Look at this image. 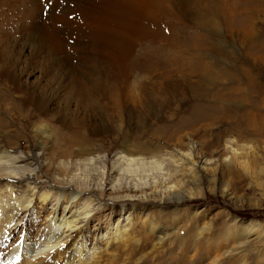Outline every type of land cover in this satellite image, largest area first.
Listing matches in <instances>:
<instances>
[{
	"label": "rangeland",
	"instance_id": "rangeland-1",
	"mask_svg": "<svg viewBox=\"0 0 264 264\" xmlns=\"http://www.w3.org/2000/svg\"><path fill=\"white\" fill-rule=\"evenodd\" d=\"M224 2L233 9L229 12L232 18H264L262 11L257 14L264 0ZM224 13L221 0H0V153L30 156L32 168L37 169L36 173L44 181L38 183L44 184L47 180L52 186H46L45 190H50L51 199H56V185L71 176L58 167L63 160L71 161L58 154L61 143L69 138L84 141L89 127L84 125V120L101 113L97 106L88 107L84 103L89 100L84 97L85 86H93L95 82L104 90L113 88L125 80L123 69L126 67L141 63L162 67L181 49L199 50L202 61L214 66L248 64L245 49L238 47L242 34L230 33L225 28ZM58 35L64 49H59L53 41ZM119 35L129 39L124 47L130 51L117 48ZM231 53L235 56H231L234 60L230 61ZM183 57L187 59L179 56L184 60ZM92 66L97 68V74L89 68ZM263 70L257 72L263 75L260 81L264 84ZM146 76L138 73L134 77L151 89L161 86L162 76H155L158 82ZM134 77H130L129 82L137 91ZM40 102L49 105L40 110L46 113L37 117ZM232 103H228L225 106L228 110L222 113L225 120L213 124L207 133L200 132L190 143L179 144L176 140L178 135L185 136L190 131L172 130L170 127L179 122L176 120L151 122L141 136L140 142L145 143L147 149L157 150L156 159L164 164L167 174L166 184H177L176 194L182 198L189 196L183 203L159 196L158 186L164 178L158 174L161 170L153 166L138 175L148 183L144 193L150 196L152 189H158V198L137 205V211L130 210L132 216L122 208L131 203L113 201L115 194H119L113 192L114 184L120 179L111 172L114 153L123 142L127 150L136 149V122H132L126 132H120L116 124L111 126L108 138L113 143L111 150L97 137H91V142L84 141L82 145L88 150L95 149L94 157L104 160L99 161L95 177L91 178V185L96 188L94 195L102 197V206L99 209L100 205L96 206L95 211L100 213L87 230L90 244L94 239L93 225L98 223L104 234L107 229L113 231L117 224L120 227L129 217V223L131 221L145 239L143 251L133 259L142 255L154 257L159 253L161 261L186 259V264H264V136L241 138L233 134L236 121L231 117L241 112L242 107L241 103ZM246 108L245 112L253 109ZM147 112L142 111L141 117L150 115ZM189 112L182 115L187 117ZM134 114L138 116L139 112ZM61 117H66L67 122L61 121ZM160 127L165 131L159 130ZM174 134L176 137H172ZM204 135L206 144L199 139ZM231 148L238 149L239 163L250 164L252 176L240 169L235 159H230ZM188 155L191 161H185L184 156ZM220 156L227 161H220ZM103 170H106L105 175L100 173ZM72 173L85 177L80 171ZM236 175L240 178L236 179ZM100 181H103L102 189H98ZM36 201L34 212L20 216L18 231L9 236L13 238L8 237L5 250L25 236L31 241L41 236L37 231L45 226L55 202L43 205ZM65 204L66 200H61L56 206L59 213ZM153 221L159 225L158 233L154 234L149 229V222ZM164 234L169 237L155 252L157 237ZM159 259L147 260L144 264H162Z\"/></svg>",
	"mask_w": 264,
	"mask_h": 264
},
{
	"label": "bare ground",
	"instance_id": "bare-ground-1",
	"mask_svg": "<svg viewBox=\"0 0 264 264\" xmlns=\"http://www.w3.org/2000/svg\"><path fill=\"white\" fill-rule=\"evenodd\" d=\"M221 7L226 12L222 18L225 28L230 33L236 31L243 36H239L238 47L241 46L245 49L243 53L248 64L236 66L231 63V65L214 66L213 63L202 61L203 55L199 53V50L181 49L172 55L171 62L166 63L167 66L166 64L161 67L152 64L143 65L142 63L136 67L125 66L126 68L123 69L125 82H118L113 88L104 90L100 88L99 83L95 82H93V86L87 85L84 88L85 100L89 99L84 103L88 107L97 106L101 110L100 114L91 115L84 120V125L89 126L86 131L88 135L84 138L81 136L84 141L91 142V137L94 136L111 150L113 143L108 139L111 134V126L113 128L116 124L121 130L120 132H126V129L131 127L132 122L137 123L138 135L134 139L136 149L127 150L126 143L123 142L119 150L114 153L111 169V172L120 178L114 184L113 192L116 191L119 194H115L116 197L113 198V201L121 202L120 204L131 203L128 204L129 208L126 207L128 205L122 206L123 210L129 211L131 216L133 215L131 214L132 210H138L137 205L155 200L157 193H159L158 189H152L154 192L150 196L144 193L148 183L143 182V179L141 180L138 172L145 171L147 167L150 169V166L161 170L158 174L163 175L161 178H164L161 181V186H158L160 197L170 198V200L178 203H183L189 197L182 198L180 194H176L179 191L177 184H166L165 176L167 174L164 173V164L156 159L157 150L147 149L146 144L140 142L149 123L160 122L161 120L166 122L179 121L170 128L177 131L183 128L190 130L185 133V136L178 135L176 138L179 144L190 143L195 139L194 136L200 132L207 133L213 124L225 120L226 117H222L225 109L228 110L225 106L233 102L241 103L242 111L237 112L235 117H231L236 121V133H232L241 138L250 135L264 136V84L260 81L263 75L257 72L258 69L264 68V18H249V20L232 18L229 13L232 8L230 9L225 5L224 0H221ZM260 11L264 13V6L257 11V14ZM102 24L104 26L105 23ZM100 26L102 27L101 24ZM97 35L96 33L95 36ZM119 36L121 38L117 41V48L120 51L129 50L124 47L129 39L126 40L124 35ZM53 41L59 49H64L65 46L62 44L59 35L58 37L54 36ZM179 56H186L187 59L183 57V60ZM231 56H235L234 53H231ZM231 60L234 58L231 57ZM233 62L235 63V61ZM89 68L95 70L94 73L97 74L96 67ZM138 73L147 75L146 78L151 81L157 75L162 76L161 82L159 81L161 86L156 89L145 86L140 78L134 77ZM132 76L135 78L134 86L138 85L137 91H134L133 86L130 85L131 81L129 82V80ZM156 81L158 82V80ZM48 105L46 102H40L37 117L46 113H40V110H45ZM187 107L190 109L188 110ZM246 107H249V110L251 107L253 109L245 112ZM142 111H148L147 113L150 115L145 114L142 118L140 115ZM187 111H190L187 117L182 115L186 114ZM133 112H139V115H132ZM234 120L233 123H235ZM61 121L67 122L66 117L62 118ZM159 130L164 129L160 127ZM172 137H176L175 134ZM199 139L204 143L207 142L205 135ZM80 140L79 138H69L61 143L62 148L58 154L66 159L70 158L71 161L63 160L58 167L63 172H69L71 176L67 180H60L62 181L61 185H56L58 188L55 191L56 199H51L50 190H45L48 188L46 186H52L47 180L44 184L38 183V181L42 182L43 179L36 173L37 169L32 168L33 161H30V156L27 154L18 156L7 151L0 153V264H144L147 260L160 258L158 253L154 257L142 255L133 259L143 251L141 248H143L142 244L145 239L139 234V231L135 230L131 221L129 223V217L120 227L117 224L113 231L107 229L104 234L101 233L102 227L98 223L93 225L95 228L94 239L93 244H90L87 230H89L92 220L100 213L95 210L102 206L100 202L102 197L94 195L96 188L91 185V180H93L91 178L95 177L96 166L99 161L104 162V160L100 157H94L95 149L88 150L85 144L82 145L84 141ZM231 154L230 159H235L240 169L252 176L250 164L248 163V165L246 161L239 163L240 157L238 155L240 153H238V149L231 148ZM184 159L191 161L190 155L184 156ZM163 160L167 159L164 158ZM219 160L227 161L221 156ZM190 163L195 166L194 162ZM72 171H80L85 177L82 178L79 174H73ZM100 173L105 175L106 170ZM138 178L140 180H137ZM235 178L239 179L240 177L236 175ZM102 182L100 181L98 189H102ZM154 184L156 185V182ZM98 194L101 195L100 192ZM162 198H160L161 201ZM36 200L43 205L50 204L52 201L55 202L53 212L48 217L45 226L37 231L41 236H37L35 241H31L29 237L25 236L13 244L10 249L5 250L8 237L18 231L20 216L22 214L28 215L30 211L34 212ZM61 200H66V204L62 212L59 213L56 206L61 203ZM96 206L99 207L96 209ZM149 229L152 234L155 231L158 233L159 225L155 221L149 222ZM166 237H169V234L158 235L159 242L154 245L155 252L164 244ZM100 242H104V244H100ZM170 259L163 261L159 259V261L162 264H172L174 261H178V264H186V259H171V261ZM133 260H136V263Z\"/></svg>",
	"mask_w": 264,
	"mask_h": 264
}]
</instances>
